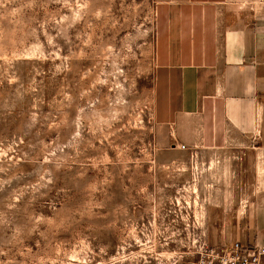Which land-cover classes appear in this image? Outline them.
Masks as SVG:
<instances>
[{"label": "rangeland", "instance_id": "374dc122", "mask_svg": "<svg viewBox=\"0 0 264 264\" xmlns=\"http://www.w3.org/2000/svg\"><path fill=\"white\" fill-rule=\"evenodd\" d=\"M157 6L0 0V264H191L246 244L264 157L195 149L159 113Z\"/></svg>", "mask_w": 264, "mask_h": 264}, {"label": "crops", "instance_id": "0c3cea01", "mask_svg": "<svg viewBox=\"0 0 264 264\" xmlns=\"http://www.w3.org/2000/svg\"><path fill=\"white\" fill-rule=\"evenodd\" d=\"M157 5L159 113H170L166 120L195 149L256 145L254 155L264 157V2L157 0ZM245 245L264 247L259 200Z\"/></svg>", "mask_w": 264, "mask_h": 264}, {"label": "built area", "instance_id": "2783aa9c", "mask_svg": "<svg viewBox=\"0 0 264 264\" xmlns=\"http://www.w3.org/2000/svg\"><path fill=\"white\" fill-rule=\"evenodd\" d=\"M191 264H264V247L235 243L216 248L205 244Z\"/></svg>", "mask_w": 264, "mask_h": 264}]
</instances>
